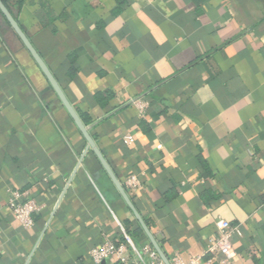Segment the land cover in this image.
Segmentation results:
<instances>
[{
  "label": "crops",
  "instance_id": "0c3cea01",
  "mask_svg": "<svg viewBox=\"0 0 264 264\" xmlns=\"http://www.w3.org/2000/svg\"><path fill=\"white\" fill-rule=\"evenodd\" d=\"M15 15L167 259L218 264L204 251L223 219L241 232L233 264H264V0H25ZM86 145L0 22V264H94L92 247L140 226ZM15 191L40 207L28 229Z\"/></svg>",
  "mask_w": 264,
  "mask_h": 264
},
{
  "label": "built area",
  "instance_id": "2783aa9c",
  "mask_svg": "<svg viewBox=\"0 0 264 264\" xmlns=\"http://www.w3.org/2000/svg\"><path fill=\"white\" fill-rule=\"evenodd\" d=\"M133 103L138 108H143V103L140 100L135 99ZM133 140L131 135L123 137L124 143H131ZM127 184L133 189L138 185V180L132 176L127 180ZM8 206L13 217L26 229L33 225V215L40 210L36 203L27 198L26 191L13 192ZM216 225V231L209 237L204 253L214 256L218 264H233L235 252L232 239L233 236H240L241 232L238 226H233L223 219L217 220ZM121 229L124 232L122 227ZM89 255L94 264H100L110 257L115 259V264H164L148 240L137 247L125 233H123V241L112 242L109 239H104L99 246L90 249ZM168 261L170 264H201L202 258L194 257L189 261H184L175 254Z\"/></svg>",
  "mask_w": 264,
  "mask_h": 264
},
{
  "label": "water",
  "instance_id": "95a60500",
  "mask_svg": "<svg viewBox=\"0 0 264 264\" xmlns=\"http://www.w3.org/2000/svg\"><path fill=\"white\" fill-rule=\"evenodd\" d=\"M0 12L4 15L5 19L7 20V22L10 25V28H12L13 31L16 33L18 38L21 40V42L23 43L25 48L28 50V52L30 53V55L32 56V58L34 59V61L38 65V67L41 69V71L43 72V74L47 78L48 82L50 83V85L52 86V88L54 89L56 94L58 95L60 101L63 103L64 107L66 108V110L68 111L69 115L73 119V121L76 124L77 128L79 129V131L83 135L84 139L86 140V144H87L86 145V149L90 148L95 153V155L99 158L102 166L104 167V169L109 174L110 178L112 179L114 185L118 189V191H119L120 195L122 196L123 200L128 205V207L131 209V211L133 212L135 218L139 222V224H140L143 232L145 233L146 237L148 238V241L150 242V244L157 251V253L159 254L160 258L163 260L164 264H170L168 259H167V257L164 255V253L162 252V250L158 246L157 242L155 241L154 237L150 233L148 227L146 226L144 221L141 219V217L139 216L137 211L134 209L132 203L130 202V200H129L128 196L126 195L125 191L123 190L122 186L116 180V178L113 176V174L110 171L108 165L104 161V159L101 156L98 148L96 147L94 141L92 140L90 134L88 133L87 128L84 126V124L82 123V121L80 120L79 116L76 114V112L72 108V106L69 104V102L65 98L62 90L60 89L59 85L57 84L56 80L54 79V77L50 73L49 69L47 68L45 63L42 61V59L40 58V56L38 55L36 50L32 47V45L29 42L28 38L24 35V33L20 29L19 25L17 24L16 20L12 17L10 12L7 10V8L4 6V4L1 2V0H0Z\"/></svg>",
  "mask_w": 264,
  "mask_h": 264
},
{
  "label": "trees",
  "instance_id": "16d2710c",
  "mask_svg": "<svg viewBox=\"0 0 264 264\" xmlns=\"http://www.w3.org/2000/svg\"><path fill=\"white\" fill-rule=\"evenodd\" d=\"M25 0H1V2L4 4V6L7 8V10L10 12L12 17L16 20V12L21 8L22 4ZM0 22L5 24L7 27H10L9 23L5 19L4 15L0 12ZM97 99H99V95L96 96ZM80 119L84 125L89 124L90 119L88 116L84 114H80ZM147 224V222H146ZM126 232L128 236L133 240L134 238H140L145 237L143 230L140 226H138L135 229H131L132 225L129 221L124 222ZM148 225V224H147ZM147 240V239H146Z\"/></svg>",
  "mask_w": 264,
  "mask_h": 264
}]
</instances>
